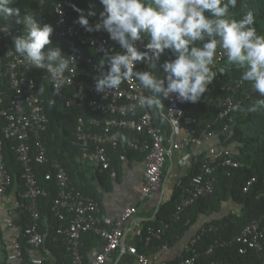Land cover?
<instances>
[{"label":"built area","instance_id":"built-area-1","mask_svg":"<svg viewBox=\"0 0 264 264\" xmlns=\"http://www.w3.org/2000/svg\"><path fill=\"white\" fill-rule=\"evenodd\" d=\"M44 2V0H42ZM52 11L57 18V35L66 47L75 43L82 46H90L99 54L108 56L121 52L120 45L104 34H92L78 23L79 13L73 12L60 1H54ZM41 24L46 20L43 16L39 19ZM20 26L16 28L6 20L0 22V78L4 76L5 69L8 71L12 96L5 105V92L0 86V195H5L13 183V176L6 168L4 141L16 139L17 144L13 149L18 161L22 165V179L24 182V197L27 200L24 205L30 212V222L24 230L13 220V210L5 218L12 225L15 236L12 249L8 258L12 261H25V253L30 256L33 264H46V258L42 254V246L45 242V234L39 228L41 212L39 209L40 198L47 194L46 189L39 183L34 163H50L53 171L45 174L46 179L55 177L59 194L54 201L53 211L60 220H68V224H60L58 227L57 240L61 241L69 254L70 261L63 264H106L110 257L121 247L134 256L135 264H193L200 256L195 244L197 237H192L184 245L181 256L174 261L157 260L152 261L149 254L141 250L136 244H126L127 224L133 220L138 207L131 205L126 207L122 213L115 218L106 219L102 215V206L99 201L86 195L73 185L69 173L64 166L57 161H50L47 147L43 142V132L48 129L49 116L43 105L42 98L37 94L36 79L29 75L27 69L33 68L23 57L17 54L13 47V38L22 33ZM148 39L145 37L136 42L139 50L143 51ZM74 57L76 61L70 64L67 71L57 80H52L43 69L42 79L61 94L63 102L67 107H76L80 110L76 123V139L74 144L82 149L80 161L83 163H94L102 169L110 167L107 147H118L121 143L127 144L131 149L146 153L143 159L144 176L141 182L142 189L139 199L144 200L153 194L160 192L165 180V166L170 152L189 148L196 145L197 155L201 163V169L185 186V194L177 206L174 214L175 219L180 217L184 209L206 197L215 191L217 178L215 172L219 166L240 167L242 163L233 159L232 151L224 149L220 151L206 150L203 147L205 139L213 138L222 133H228L239 116L242 100L236 95V91L243 86L242 80L230 81L222 86L224 91L230 94L220 102V111L213 122L208 123L200 133L193 125L186 126L185 133L173 141L169 148L163 136L155 126L153 114L147 106H140L139 97L147 95L138 80L134 77L124 81L116 90L108 93L96 91V81H90L78 76L79 61L92 59L83 50L64 53ZM226 56L218 51L214 71L217 78L226 75L223 61ZM176 58V57H175ZM174 58V59H175ZM107 67V64H105ZM142 62H136L135 70L140 71ZM94 68L101 70L100 65L94 64ZM223 69V73L219 70ZM166 73L163 79L166 82ZM70 86L82 92L78 95H67L64 87ZM256 91L250 86L243 89L248 96ZM168 118L174 123L185 116V106L188 102H181L176 94L166 99ZM99 114L88 118V111ZM219 120H225L221 130H215L214 124ZM127 131L131 137L122 136L118 130ZM145 134L146 136H142ZM55 174V175H54ZM54 176V177H53ZM255 177H251L244 190L247 191ZM183 179L179 180V184ZM169 223L161 226H149L145 241L147 244L154 239H162L169 229ZM93 233L104 241V246L96 254L87 258L83 251V236ZM22 236L26 238L25 244ZM137 236L142 239V228H138ZM264 214L260 220H253L244 229L229 240L216 241L211 245L208 252L217 246L236 245L240 253L254 250L264 256ZM164 250L170 245L168 242L161 244ZM212 264H217L212 262Z\"/></svg>","mask_w":264,"mask_h":264},{"label":"trees","instance_id":"trees-1","mask_svg":"<svg viewBox=\"0 0 264 264\" xmlns=\"http://www.w3.org/2000/svg\"><path fill=\"white\" fill-rule=\"evenodd\" d=\"M54 1L62 2L66 7L70 8L73 12V5L78 8L84 9L85 14L88 10L96 13L95 16L89 17V22L95 25L100 20V13L103 11V5L100 0H14L13 7L19 8L21 14L26 11L34 12L38 19L45 17L44 24L53 26L54 32L51 37L53 43L61 47L64 53L71 51L83 50L92 59V62L82 59L79 61L78 76L90 81H96V77L101 72H106L108 68L104 66L101 70L94 68V64L100 65V61L105 59L107 54H99L94 51L90 46H82L75 43L66 47L64 43L58 38L57 35V18L52 11V4ZM230 14L235 19H240L242 16L251 12L254 18V25L256 31L260 35H264V0H237L235 8L229 9ZM78 13V12H76ZM40 21V20H39ZM4 24L6 20L0 19ZM9 22L16 28L23 25H18L13 19ZM92 34H109L104 31H93ZM22 34V33H21ZM20 34V35H21ZM223 65L226 68V75L213 81L210 85L213 91V101L210 111L207 115L204 125L197 129V133L208 124L214 121L220 111L221 99L228 96L230 93L224 91L222 86L227 82L241 80L242 70L237 69L234 65L227 62L225 57ZM29 75L33 76L37 82V94L42 98L43 105L49 116L48 129L43 132V142L47 147L48 157L50 161L60 162L66 171L69 173L71 181L76 189L93 197L101 203L98 183L104 189H109L112 185L114 178H118L123 167L124 159L140 160L146 157V153L139 150L131 149L125 143H121L118 147H107L110 167L102 169L100 166H92L94 173L91 175L87 171L89 163L80 161L82 149L80 146L74 144L76 139V123L80 110L74 106H65L62 96L51 85L44 82L42 79V72L39 69H27ZM4 76L0 78L1 89L5 92V105L9 102L12 96V89L8 78V71L5 69ZM242 88L236 91L238 98L242 100V106L239 109V116L236 121L231 124V130L227 134L226 147L236 144V152H232L233 159L242 163V166L232 168L227 166H219L215 172L217 183L215 191L200 198L195 203L187 206L180 217L175 219L174 214L177 211V206L185 194V186L190 182V179L200 171L201 163L199 162L198 155L193 158L191 167L188 169L187 174L183 179V183L177 185L172 198L163 202L156 215L152 220H148L142 228V240L140 241V248L149 252L153 250L154 246L168 242L170 246L180 243L186 238L187 233L199 223L201 228L196 232L194 237L198 240L195 244L199 252V258L193 264H264V256L254 250H249L246 253H240L238 247L235 245L217 246L213 251L208 252L211 245L216 241L229 240L239 234L244 227L253 220H260L264 214V108L258 111H249V108L254 105L257 99L262 97L259 93H251L249 96L243 93L244 88L251 86L249 82H243ZM42 87V91L40 90ZM64 93L67 95H78L82 92L76 88L65 86ZM99 114L98 112L88 111V118ZM225 120H219L214 124L215 130H221L224 127ZM122 136L131 137L125 130H118ZM146 136L145 134L142 135ZM17 144L16 139H7L4 141V154L5 165L13 178L18 179L19 184L23 185L22 179V165L16 157L13 149ZM94 164V163H93ZM91 166V165H90ZM34 168L38 175L39 183L46 189L47 194L41 196L39 209L41 212L40 226L41 231L47 235V245L60 246L64 252V259H58L55 264H63L70 261V257L65 247L62 246L61 241L57 240L58 227L60 224H68V220L62 221L53 211L54 201L59 194L58 183L55 179H46L45 174L53 171L50 163H34ZM92 168V169H93ZM166 168V167H165ZM55 175V174H54ZM255 177V182L249 187L247 191L244 187L247 181ZM24 190V189H23ZM27 201V200H26ZM25 201V202H26ZM234 202L239 207V211L230 210L227 214L223 215L221 212L226 204ZM27 203V202H26ZM216 214H221L216 216ZM30 212L24 206L19 207V218L14 219L23 232L30 222ZM163 223H169L170 227L162 239H154L152 243L147 244L145 236L149 226H161ZM100 238L93 234L87 233L83 237V251L87 256V248ZM26 238L22 236V242L25 244ZM189 240V239H188ZM187 240V242H189ZM264 242V240H263ZM155 248V247H154ZM184 250V248H183ZM183 253V252H182ZM181 253V254H182ZM68 254V256H67ZM25 258L28 260V255L25 253ZM88 258V257H87ZM174 261V260H173Z\"/></svg>","mask_w":264,"mask_h":264},{"label":"clouds","instance_id":"clouds-1","mask_svg":"<svg viewBox=\"0 0 264 264\" xmlns=\"http://www.w3.org/2000/svg\"><path fill=\"white\" fill-rule=\"evenodd\" d=\"M103 11L95 25L89 17L96 13L73 5L79 13L78 23L87 31H106L117 42L121 52L100 61L108 70L96 79V91L108 93L135 78L147 91L139 97L140 106L155 109L161 116L164 100L176 94L181 102L200 101L209 85L216 79L214 71L218 49L227 62L242 70V82H249L262 97L249 111L264 108V35L257 33L254 18L248 12L235 19L229 9L237 0H100ZM14 0H0V19L23 25L21 35L13 38V47L33 68L43 69L52 80L67 71L74 57L64 54L51 39L54 29L41 24L30 11L21 14L13 7ZM148 39L145 51L136 46L137 41ZM165 50H171L176 58L166 61L162 67L165 79L155 73ZM148 61L153 71H136V62ZM223 73V69L219 70ZM43 90L42 87L40 89Z\"/></svg>","mask_w":264,"mask_h":264},{"label":"crops","instance_id":"crops-1","mask_svg":"<svg viewBox=\"0 0 264 264\" xmlns=\"http://www.w3.org/2000/svg\"><path fill=\"white\" fill-rule=\"evenodd\" d=\"M145 50L146 49L144 48L143 51ZM175 57V54L171 50H165L157 64V68L154 70L155 73L163 78L164 71L162 65L166 61L174 60ZM140 71L153 70L149 68L148 61H143ZM213 98V91L209 85L200 101L196 103L188 102L185 106V116L174 123L168 118L166 100H164L165 108L163 109L162 116L155 109L150 108L155 126L163 136L164 141L169 148L173 141L178 140V138L185 133L186 126L193 125L195 129H199L204 125ZM227 139V134H219L213 138L205 139L203 141V147L206 150L220 151L230 149L232 152H236V144L226 147ZM197 149L198 147L194 145L189 148L170 152L165 166V180L162 190L144 200L138 198L139 192L142 189L141 182L144 176L143 160H129L128 158H125L119 177L113 179L112 185L109 189H104L101 184L96 181L99 187L102 215L106 219L118 217L128 206L135 205L138 207L136 217L127 224L125 239L127 245L136 244L140 248V241L142 239L137 236L138 228H143L148 220L154 219L160 205L172 198L177 181L179 184V180L184 179L188 169L191 167L193 158L197 156ZM92 166L95 168L97 165L89 163L87 171L90 175L94 173V168ZM24 188L23 185L19 184L18 179L14 177L13 183L6 194L0 195V264H33L28 254V260L25 258V261L23 262L12 261L8 258V254L12 249L15 231L12 225L5 221V218L10 214L11 209L13 210V220L19 218V207L24 206L26 201L24 197ZM239 207L240 206L234 202H229L226 204L221 214L225 215L232 209L234 211H239ZM221 214H216V216H220ZM201 226L202 225L199 223L196 227H193L190 232L187 233L186 238L180 243L170 246L167 250H164L159 246H154L155 248L153 247V250L147 252L151 257V260L173 261L178 259L183 252L187 240L194 237ZM46 237L47 235H45V242L42 246L41 252L46 258V264H55L58 262L59 258L64 259V252L62 251V248L55 245V243L48 246ZM84 245L83 242V246ZM103 246L104 241L101 239L94 242L86 249V257H93L97 251L103 248ZM106 264H135V259L126 249L121 247L110 257Z\"/></svg>","mask_w":264,"mask_h":264}]
</instances>
